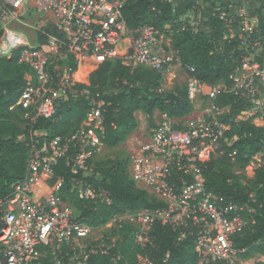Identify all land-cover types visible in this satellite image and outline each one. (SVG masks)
Here are the masks:
<instances>
[{
	"label": "built area",
	"instance_id": "2783aa9c",
	"mask_svg": "<svg viewBox=\"0 0 264 264\" xmlns=\"http://www.w3.org/2000/svg\"><path fill=\"white\" fill-rule=\"evenodd\" d=\"M129 1L0 0L2 30L12 33L10 29L17 25L40 40L38 45L7 40L0 50V56L11 57L18 45L19 63L32 72L26 75V86L15 106L22 111L29 150L25 177L0 197V264H87L90 255H108L115 246L114 241L109 244L104 237H96L100 228L94 229L75 216L61 193L64 180L48 193L46 187L59 160L65 159L72 175L71 191L80 200L97 207L113 202L107 190L89 181L93 160L104 144L106 101L102 93L80 88L89 84L80 78L82 70L121 60L128 67L142 66L165 74L173 64H180L164 42L165 32L153 25L129 28L123 16ZM162 1L176 5L181 0ZM221 18L230 31L228 40H240L247 48L251 42L253 47L230 75L231 91L249 103L246 115L239 120L251 119L264 128V61L258 60L264 38L256 37L258 24L252 21L257 19L249 18L244 9L224 13ZM8 45L13 46L9 52ZM226 90L224 83L210 86L190 79L187 91L193 112L184 118L162 114L148 142L132 158L130 172L137 187L167 205L115 215L108 223L115 229L123 223L132 224L136 246L144 247L153 225L162 223L181 230L179 240L188 230L193 235L196 229V252L202 264H252L241 259L242 251L235 248L233 239L254 225L255 210L248 204L219 206L207 190L204 175L205 166L225 156L229 148L230 127L220 120L224 109L217 104ZM77 97L89 100L90 107L72 136L50 138L47 130L37 128L40 120H54L58 107ZM236 155L231 154L233 158ZM254 165L251 163L246 172H255ZM140 262L151 264L141 257Z\"/></svg>",
	"mask_w": 264,
	"mask_h": 264
},
{
	"label": "trees",
	"instance_id": "16d2710c",
	"mask_svg": "<svg viewBox=\"0 0 264 264\" xmlns=\"http://www.w3.org/2000/svg\"><path fill=\"white\" fill-rule=\"evenodd\" d=\"M244 9L249 18L259 20L257 38H264V0H181L173 5L162 0H130L123 8V16L131 30L144 25H153L165 32L166 26L173 30L171 49L180 61L181 67L190 79H197L213 86L224 83L227 90L217 98V104L224 109L220 120L230 127L227 132L229 148L223 157L210 161L204 168L207 190L218 199L219 206L249 205L254 225L242 235L233 239L240 256L244 260L256 256L264 258V164L248 179L246 168L259 155H264V128L257 127L251 119L239 120L245 116L249 103L239 99L231 91L230 75L233 69L253 52L252 43L248 48L240 40H228L230 34L222 14ZM194 12L199 26L194 27L188 19ZM238 30V25H234ZM4 31L0 25V42ZM139 34H133L137 38ZM260 62L264 61V49ZM31 70L19 63V50L11 57L0 56V197L6 196L11 185L26 175V161L29 138L23 128L22 111L15 107L26 86V75ZM164 74L142 66L128 67L121 60L107 61L89 73V84L79 85L92 92H100L106 101L104 114V137L108 148H116L127 140L137 127L135 114L143 112L152 116L155 112L172 118H184L193 110L188 98L187 85L176 86L172 93L161 90ZM116 90L110 93L108 90ZM15 107V108H14ZM90 102L85 97H77L62 103L54 120H40L37 128L48 131V137L72 136L86 119ZM14 108V109H12ZM236 152L233 158L231 154ZM110 162H98L95 173L89 181L101 186L111 195V205L96 206L80 200L72 190V175L66 160H59L54 168L53 178L46 187V193L60 179L64 180L61 193L75 216L90 227H105L115 215L135 213L141 210L162 209L167 205L154 199L145 190L137 187L124 164L115 163L103 169ZM81 177V175L79 176ZM135 227L123 223L112 230L118 239L108 255H90L87 264H141L139 258L149 259L151 264H199L196 252V229L183 240L181 230L169 225L155 223L144 247L136 246L132 233ZM111 237L105 240L111 244ZM214 264H224L216 262ZM264 264V262H262Z\"/></svg>",
	"mask_w": 264,
	"mask_h": 264
},
{
	"label": "rangeland",
	"instance_id": "374dc122",
	"mask_svg": "<svg viewBox=\"0 0 264 264\" xmlns=\"http://www.w3.org/2000/svg\"><path fill=\"white\" fill-rule=\"evenodd\" d=\"M234 11H236V9ZM186 19H188V21L194 27L199 26L198 18L194 14V12H190L185 18H183V20H186ZM252 22L254 25H256V24H258L259 20L257 19V21H252ZM33 25L36 26L38 24L33 23ZM10 30L12 32L11 34L10 33L6 34V32H4L3 38L0 42V48H1L0 50H4L3 48H4L7 40H15L14 43L15 42L17 43V41L19 39H21V40L30 41L29 43L32 45L33 44L34 45L39 44V41H40L39 38L35 37V39H33V38L31 39L30 37L32 36V34H30L31 32H29L28 29H26V28L15 25V26H12V28ZM164 35H165L164 36V42L166 44H168L169 46L172 45L173 44L172 43L173 42V30H172L171 26H166ZM7 37H8V39H7ZM124 45H121L120 47L123 48ZM11 46L12 45L7 46L8 52L11 49ZM14 48H15L14 50H16L19 47H18V45H15ZM1 57H5V56L3 54H1ZM90 72L91 71L88 69L82 70V75L80 78L82 80L89 81L88 76H89ZM164 76L166 78V83L164 85V88H162V86H161V90L165 91V92H168L169 90L175 89L176 86H182V85L185 86L188 84V81L190 80V78L188 77V74L185 72V70L181 67V65L179 63L173 64L171 69L169 70V72L165 73ZM108 91L110 93H113L116 90H114V88H110ZM135 118L137 120V127L127 137V140L125 142H123L122 144H120L116 148H108L107 146H105L103 144L101 153L97 157H95V159L93 160V167H94L93 173H95L97 180H101L103 178L102 173L96 174V172H95V170L97 168L96 163H98V162H110V164H109L110 166H107L103 169H106V168L108 169L109 167H111L115 163L116 164L121 163V164H124L130 172L132 158L135 155H137L139 150L142 148V146L148 142L154 126L157 125L162 120V113L157 111L152 116H150V115L145 114L143 112H137L135 114ZM257 124H261L259 122V120L257 121ZM253 163L255 164L254 165L255 167L253 170H256L258 167H260L261 165L264 164V155L257 156ZM130 175H131V172H130ZM246 175H247L248 179H253L254 178V171H247ZM99 205H101V204H99ZM112 226L113 225L111 223V224H107L105 227L100 228L99 231L95 234L96 237L97 238L111 237L112 233H113L112 230H115V228L114 227L112 228ZM111 238H112L111 242L114 241L116 243V241H118V239L115 237L114 238L111 237ZM258 257L259 256H256L253 259L246 260V262H249L252 264H262V262H264L263 258L262 257L258 258ZM139 260H140V258H139ZM143 264H145V262H143ZM199 264H202V262H200Z\"/></svg>",
	"mask_w": 264,
	"mask_h": 264
},
{
	"label": "crops",
	"instance_id": "0c3cea01",
	"mask_svg": "<svg viewBox=\"0 0 264 264\" xmlns=\"http://www.w3.org/2000/svg\"><path fill=\"white\" fill-rule=\"evenodd\" d=\"M30 38H31V39L34 38V37H33V34H32V36H31ZM29 42H30V41H26V40H21V39H19V42H18V43H19V45H20V44H27V43H29ZM170 74H171V73H170ZM170 74H169V75H170ZM165 83H166V78L164 79L163 83L161 84L162 88H164ZM173 91H174V89L169 90L168 92H169V93H172ZM258 258H261V257L259 256ZM263 261H264V258H263Z\"/></svg>",
	"mask_w": 264,
	"mask_h": 264
},
{
	"label": "bare ground",
	"instance_id": "6f19581e",
	"mask_svg": "<svg viewBox=\"0 0 264 264\" xmlns=\"http://www.w3.org/2000/svg\"><path fill=\"white\" fill-rule=\"evenodd\" d=\"M9 34V33H8ZM11 34V33H10ZM7 39H8V37H7ZM6 40V39H5ZM7 42V41H6ZM3 48V47H2Z\"/></svg>",
	"mask_w": 264,
	"mask_h": 264
}]
</instances>
